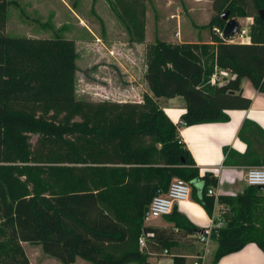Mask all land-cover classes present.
I'll return each mask as SVG.
<instances>
[{
    "label": "trees",
    "instance_id": "1",
    "mask_svg": "<svg viewBox=\"0 0 264 264\" xmlns=\"http://www.w3.org/2000/svg\"><path fill=\"white\" fill-rule=\"evenodd\" d=\"M109 1L129 44H144L146 0ZM9 7L0 0V264H30L23 243L38 244L60 264H141L142 236L151 233L146 240L168 249L165 231L147 226L144 211L152 189L164 195L175 179L202 182L200 194L191 187V198L208 216L216 205L227 207L220 211L224 228L211 235L213 263L248 244L264 253V191L248 186L234 196L209 195L216 175L201 174L179 136L181 126L223 123L227 110L248 109L243 79L264 94V0H212L211 44H147L149 92L141 103L78 99L74 41L6 34ZM224 14L250 20L248 43L222 36ZM214 68L233 77L213 85ZM175 97L185 103L177 124L158 103ZM252 125L238 135L248 147L244 133ZM233 153L225 149V163ZM168 219L189 235L200 231L176 206Z\"/></svg>",
    "mask_w": 264,
    "mask_h": 264
},
{
    "label": "crops",
    "instance_id": "2",
    "mask_svg": "<svg viewBox=\"0 0 264 264\" xmlns=\"http://www.w3.org/2000/svg\"><path fill=\"white\" fill-rule=\"evenodd\" d=\"M239 25L249 26L250 20L239 19ZM174 37L178 38V43L172 40H161L171 44L182 43H202L198 40L182 42L180 33L177 32ZM248 37L242 39L241 43H248ZM204 44H211L210 39ZM130 55L121 58V61L115 59L114 65L120 73L121 81L117 85L111 84L102 76L93 75L91 82L99 80L96 86L97 91L90 95L92 102L111 101L117 103H141L142 95L149 92L148 86L144 80L146 71L145 59L141 67L142 82L137 80L135 68L137 61L132 50L140 44H129ZM116 45L114 44L115 48ZM109 49L110 52L114 49ZM214 74H219L224 78V83L230 80L233 75L226 70L214 68ZM107 81V83H105ZM223 83V84H224ZM92 89V83H89ZM242 96L251 101V105L246 110H227L228 120L223 123H207L195 126H181L179 136L189 150L197 168L202 173L207 171L218 170L216 177L218 185L214 189L215 195L234 196L242 193L248 185L245 181V174L248 168L264 167V94L255 90L249 80L243 79L240 84ZM160 107L166 116L174 124L179 123L181 115L185 112V103L182 98L175 97L172 99L161 98L158 100ZM246 122L253 125L248 126L244 133V138L249 141V147L245 141L239 138V131ZM234 152L230 155L228 163H225L224 151ZM259 164V165H258ZM197 193L202 191V182L194 181ZM178 211L185 216L195 228V231L202 230L210 224L213 216H219L220 211L226 210L225 205H216L212 216H208L204 209L194 202L190 197L176 205ZM169 215L154 220L147 219L146 225L152 228L165 231L161 237L168 239V249H163L161 242L157 240H144V245H140L145 253V261L141 264H173L176 257L183 258L185 264H264V253L255 245L248 244L240 251L224 256L216 263L212 262L213 254L216 250V243L210 241L209 244L203 245L197 242L194 234H187L184 230L178 229L169 221ZM198 257L202 258L199 259ZM73 264H90L89 262L77 259ZM138 264V263H133Z\"/></svg>",
    "mask_w": 264,
    "mask_h": 264
},
{
    "label": "rangeland",
    "instance_id": "3",
    "mask_svg": "<svg viewBox=\"0 0 264 264\" xmlns=\"http://www.w3.org/2000/svg\"><path fill=\"white\" fill-rule=\"evenodd\" d=\"M10 17L5 33L34 39L61 36L76 45L77 97L91 100L97 91L93 75H107L114 86L121 81L113 62L130 55L129 36L109 0H8ZM144 44L132 50L136 57L137 80L142 82L141 67L145 46L156 39L172 40L180 33L182 42L210 39L207 24L213 16L212 0H146ZM243 26V25H242ZM245 26V25H244ZM243 26V27H244ZM114 44L116 45L115 48ZM114 49L110 52L109 49ZM92 83V89L89 88ZM107 83V81L105 82ZM191 189V186H190ZM30 264H60L45 255L38 244H22Z\"/></svg>",
    "mask_w": 264,
    "mask_h": 264
},
{
    "label": "built area",
    "instance_id": "4",
    "mask_svg": "<svg viewBox=\"0 0 264 264\" xmlns=\"http://www.w3.org/2000/svg\"><path fill=\"white\" fill-rule=\"evenodd\" d=\"M248 35V29L243 28L240 25V30L237 34L232 38L234 42H241L243 38ZM211 83L213 85H220L224 83V78L219 74H214L211 78ZM218 170L211 171L214 175L217 174ZM245 181L248 186H262L264 187V167H253L248 168L245 174ZM191 189L190 185L180 179H175L169 186L168 191L164 195H159L157 197L152 198V201L148 207L149 213L147 219H157L161 217H165L171 214L173 207L187 201L190 197ZM208 194L211 196L217 197L215 195L214 189L210 188L208 190ZM225 222L219 216H213L211 218L210 224L208 227L200 230L195 233L194 238L197 242L203 245L209 244L211 241V235L214 232H217L224 228ZM153 237L151 233H148L146 236H142L139 239L140 245H144V240L146 238ZM199 259H202L198 257ZM194 264H199L195 262Z\"/></svg>",
    "mask_w": 264,
    "mask_h": 264
},
{
    "label": "water",
    "instance_id": "5",
    "mask_svg": "<svg viewBox=\"0 0 264 264\" xmlns=\"http://www.w3.org/2000/svg\"><path fill=\"white\" fill-rule=\"evenodd\" d=\"M259 16L262 20H264V11H261L259 13ZM222 19L226 21L225 26L222 31V36L227 39H232L234 35L237 34L240 30L239 22L235 19L227 20V14H224L222 16ZM194 184H195L194 182L191 183V185H194ZM257 189L260 191H264V187L262 186H257ZM160 193H161L160 189L157 186H155L150 193V197L151 198L157 197L160 195ZM148 213H149V210L147 207L144 211L145 218H148Z\"/></svg>",
    "mask_w": 264,
    "mask_h": 264
}]
</instances>
